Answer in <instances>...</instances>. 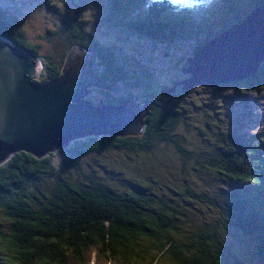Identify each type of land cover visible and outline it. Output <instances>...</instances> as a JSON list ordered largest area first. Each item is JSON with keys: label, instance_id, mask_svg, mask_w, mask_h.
I'll return each mask as SVG.
<instances>
[{"label": "trees", "instance_id": "trees-1", "mask_svg": "<svg viewBox=\"0 0 264 264\" xmlns=\"http://www.w3.org/2000/svg\"><path fill=\"white\" fill-rule=\"evenodd\" d=\"M46 3L54 25L32 36L22 18L29 3L0 0V36L43 62L34 82L60 77L63 62L80 46L98 54V77L127 86V95L112 101L139 98L151 104L141 133L84 136L41 157L21 150L0 164V264H252L256 257L264 264V133L241 131L239 136L213 129L208 136L201 128L186 129L180 119L187 107L178 98L195 88L183 86L175 97L163 92L150 60L141 56L129 61L121 54L127 46L114 42L122 26L127 33L134 29V45L140 41L175 54L195 33L194 50L240 23L264 0H214L207 17L215 14V19L208 31L201 26L207 17L201 23L195 20L203 18L193 13L196 1L191 6L172 0ZM217 12L225 13L221 25ZM58 39L60 44L53 46ZM227 84L231 86L222 88L237 89V96L264 92V60L247 78ZM216 139L219 143L206 153L190 148L198 140L209 145ZM112 151L129 154L126 159L133 162H98L85 174L83 160ZM162 153L170 154L168 160ZM188 163L208 189L201 188L204 183H191L195 180ZM146 164H154L159 177L144 170ZM177 197L210 212L214 221L191 228ZM233 232L237 238L231 244ZM240 252L249 260L239 257Z\"/></svg>", "mask_w": 264, "mask_h": 264}, {"label": "water", "instance_id": "water-1", "mask_svg": "<svg viewBox=\"0 0 264 264\" xmlns=\"http://www.w3.org/2000/svg\"><path fill=\"white\" fill-rule=\"evenodd\" d=\"M261 17L264 18V5L254 9L232 27L245 25V31L248 28L253 29L256 27V20ZM232 27L195 48L183 69V72H189L191 77L176 85L182 83L186 90H192L199 84L240 81L259 68L264 56H257L256 67V63L248 60L249 64L254 65L245 70L217 73L215 67L213 71L212 63L205 64V70L209 74H205L206 71L202 69L196 71L200 61L193 64V60H196L197 55L207 62L215 57L221 59L223 56L232 55L246 58L244 51L239 47L217 40L220 35L233 29ZM230 46H235L240 51L235 52V49H232L230 54L224 55ZM71 58L79 60L78 63L68 66L74 62L69 63ZM91 60L93 63L96 55L88 56L82 47L77 46L64 66L71 67L70 72L66 74L67 71L63 70L57 79L39 84L34 82L43 67L38 56L16 47L11 41L0 36V164L21 150L37 157L44 156L57 147L63 148L70 140L89 133L125 136L143 131L146 113L138 114L134 103L126 107H103L107 105L102 102L100 106H96L85 98L92 86L111 91L113 89L106 79L95 75L94 71L101 69V65L92 69L91 65H88ZM247 70L249 71L244 73ZM173 90L175 87L167 91L164 88L163 92L170 93ZM62 144L65 145L60 146Z\"/></svg>", "mask_w": 264, "mask_h": 264}, {"label": "rangeland", "instance_id": "rangeland-1", "mask_svg": "<svg viewBox=\"0 0 264 264\" xmlns=\"http://www.w3.org/2000/svg\"><path fill=\"white\" fill-rule=\"evenodd\" d=\"M18 1L29 3V5H27L25 10H23L22 18L24 19V21H26L25 22L27 24L26 29L30 35L34 36L35 34L45 32L46 30L51 29L53 27L55 18L54 16L51 15L50 9L46 8L47 0H18ZM87 1L89 2L90 0ZM172 1L177 2L179 4H183L185 6H191L195 1L197 2L198 0H172ZM215 3L214 1H209L208 3L202 4L201 6L198 7L195 6L196 11H193V13L195 15H197L199 12L203 14L202 15L203 18L201 17L199 18L196 16L195 20H197L198 23H201V21L204 20L205 17H207L208 10H210L211 7H213V4ZM220 4L221 3H219L218 5ZM224 14H225L224 12H217V15L219 16L218 18H220V20H218L219 25H221L223 23V20L225 19V16L224 18H222L220 17V15H224ZM214 17L215 14L212 15V17L210 18L207 17L208 19H205L206 21L208 20L206 23L205 22L201 23L202 24L201 26L204 27V31H208V29L212 28V26L210 27V25L213 24V21L215 19ZM118 30L120 31V33L116 34L117 37L114 42L118 43L119 45L127 46V49L125 50L126 52L124 53L121 52L122 56L128 59L129 61L137 60L141 56L144 57L145 60H147L152 56L150 59L151 70L154 71L156 75L155 76L156 81L160 82L161 87L163 85L164 88H166L165 87L166 85H170L171 84L170 82L175 80V79H170L173 76H176L177 79L181 77L182 78L187 77V74H189V72L188 73L183 72V69L186 67L185 64H187V59L193 55V51L195 50V49L193 50V48L197 44L195 43L197 34L192 33V35L189 36L190 39L186 41V43L181 44L182 48L178 50L179 53L172 54L171 52H169L167 54L166 51L163 52L159 48L151 49V46L147 43L141 44L140 41H135V44L142 46L141 49H139L140 47L138 45H134L133 43V40H135V36H136L133 33L134 29H131L132 31L130 30L131 32L127 33L124 31V28L120 26L118 27ZM111 38L114 39L115 36L112 35ZM60 39L53 40L52 42L53 46L54 44L57 43L60 44L59 41ZM53 46L50 43V47L53 48ZM165 48H168L167 45L165 46ZM85 52L88 54V56L89 55L91 56L93 54L96 55V60L93 63L92 60L90 61V65L92 67L94 66L96 67V65L98 66L100 64L98 54L94 50L89 49V51L85 50ZM67 62L68 61L66 60L63 62V67ZM39 64H41V62ZM249 70L245 71L244 73L248 72ZM40 74L41 73H39L38 77L36 78H39ZM98 79L104 81V79L102 78H98ZM108 82L110 83V85H112L113 88V89L111 88L112 92L115 89L118 90L120 89L119 86L112 84L110 81ZM222 84L228 85L229 87L231 86V84H227V83L206 84V85L199 84L197 85L194 91L187 93L188 96L186 95V97H181V98L177 97L179 99L178 102L181 101V104L183 103V105L187 107V110H184V118L181 117L180 119L181 124H182V120L186 124L187 122H189V125L186 124L184 125L186 129H189V127H191L194 131L201 128L207 133L208 136H210L209 133H213V129H216L217 130L216 132H220L222 130H226V132L227 130L235 133L239 132L238 133L239 136L241 135V131L248 132L249 136H254L258 133H264V92L261 93H253L251 91L245 93L241 92V95L237 96V89H233V87L228 89L225 88L223 89L221 86ZM94 87L99 88L101 91L102 90L111 91L110 89H104V88L92 86L90 87V91L87 93V96L89 95L92 96L94 92H92L91 88ZM168 89L169 88H166V91ZM175 90L167 94L169 95L173 94L175 97L174 93H177ZM100 95L101 94H99V97ZM195 122L198 123L200 127ZM216 132H214L215 133L214 137L218 139L219 134L217 135ZM214 137L213 138L210 137L212 139V142L214 141ZM217 139L215 140L214 143L209 145L205 144L206 141H204L203 143L200 142V140H198L200 144L197 141L195 142L196 146H190V148L194 152H199L200 150H202L204 153H206L207 151H210L219 143ZM162 144L163 142L159 143L157 145L158 146L157 149H162L163 148L161 147ZM156 155L158 156L157 151H156ZM159 155L164 160H168V158L170 157L169 153H162ZM128 156L129 154L127 153H123L122 155H120L114 151L104 154L103 157L101 155H96L92 159H88L87 161L83 160V164L86 165V168H84L83 170H85L86 172L85 174H87L88 171L91 170L92 168L91 165L103 161H106L107 163H112V162L122 163L125 161L133 162V160L131 161L129 159H126ZM144 157H146V160L150 159L149 156H144ZM87 165L90 167L88 168ZM100 166L101 165H99V167ZM144 166H145V168L143 167L144 170H147L148 173H153L152 175L159 177L158 176L159 174H156V172H154L156 170L154 168V164H146ZM187 167L189 169V173L192 174V176L194 177L193 179L195 180V181H191V183L198 185L204 183L201 186V188L208 189V187L206 186V180L204 179L205 182L201 180L202 176L196 174L197 171L192 166V164L188 163ZM119 168L128 173H132L134 171L132 166L119 165ZM176 168L178 169L177 166ZM85 174L81 175V177L84 178ZM211 175L214 176L213 173H211ZM175 199H176L175 203L178 205V207L184 212V214L189 219H191L190 221V223L192 224L191 228L196 227L199 224H204L207 222L214 221V216H212L210 212H205L203 209H199L198 207H196L195 203H191L190 201H185V200L182 202V199L179 197ZM231 238L232 239L237 238L236 232L230 234V239ZM230 239L229 242H231V244H234L232 243V239L231 240ZM244 256H246V253L244 252L239 253V257H244ZM235 257L237 256L235 255ZM244 258L249 260L248 255ZM251 263L262 264L258 257H256V259L251 261ZM161 264H166V263L164 262Z\"/></svg>", "mask_w": 264, "mask_h": 264}, {"label": "bare ground", "instance_id": "bare-ground-1", "mask_svg": "<svg viewBox=\"0 0 264 264\" xmlns=\"http://www.w3.org/2000/svg\"><path fill=\"white\" fill-rule=\"evenodd\" d=\"M255 25H256V27L254 26L255 28L253 27H252L253 29L248 28L247 31H245L246 29L245 25L236 26L230 31L220 35L217 39L221 43H228V44H232V45L239 47L240 49H242V51H244L246 58L242 56L232 55V56H223L221 59H218V57H215L213 60L207 62L204 58L197 55L196 60L195 59L193 60V64H198L197 61L198 60L200 61V64L198 65V67L195 68L196 71L199 69H202L206 71L205 74H209V72L205 70L206 68L205 64H212V63L214 64L213 71L215 67V69L217 70V73L229 72L231 70H235V71H239L241 69L245 70V68H248L249 66L252 67L255 63L256 64L254 67H256L258 65L257 56H259L260 58L264 56V18L261 17L260 19H257ZM235 46H230L228 49H226L225 51L227 52H225L224 55H227L226 53L230 54V51H232V49H235V52L236 50L240 51ZM248 60L254 64H249ZM71 61L72 62L74 61L73 64H68V66L78 63L79 60H73V58H71L69 63ZM88 65L90 66V64ZM68 66L63 69L67 71L66 74H68L70 72L69 70H71V67H68ZM238 67L239 69H235ZM91 68L94 69L95 66L94 67L91 66ZM126 106H129V105L128 104L121 105V106H108L107 105L103 107H126ZM87 135L92 136V135H97V133H89ZM65 144H62L60 146H64ZM239 264H244V263H239Z\"/></svg>", "mask_w": 264, "mask_h": 264}, {"label": "flooded vegetation", "instance_id": "flooded-vegetation-1", "mask_svg": "<svg viewBox=\"0 0 264 264\" xmlns=\"http://www.w3.org/2000/svg\"><path fill=\"white\" fill-rule=\"evenodd\" d=\"M147 57H150V56H147ZM151 57L149 58V60L151 59ZM185 65H187V64H185ZM99 70L100 69H98V71ZM190 77H191L190 74H187V77H184V78H182V77L181 78H177V79H176V77L175 78H172V79H175V80L172 81V82H170L171 84L170 85H166L165 87H169V86H170V88H172V87L174 88L175 87V89H176L175 91L176 92H179V91H181L180 89L183 87V85H182V83L179 84V85H176V83L182 82V80H185V79L190 78ZM121 80H123V79L121 78L120 81ZM112 83H114L115 85L119 86L120 89L119 90L118 89H115L114 92L109 91L110 94L109 95H106V94H103L102 91H100L98 88H93L92 89V92H94V93L92 94V96L89 95L90 97L87 96L88 99H90L91 101H96L94 103L95 104L97 103V105H99L100 104V101H101V102H104L105 105H108V106H120L119 104L126 105V104H130V103H134L135 109L137 110L138 114L142 113L144 115L146 113L145 116H147L149 114V109H150L151 102H143V103H140L141 102L140 101L141 99H139V98L131 99L132 101L129 100L130 102L125 101V102H121V103H117L116 101H112V99L114 97L127 95L126 94L127 86L123 85L119 81L117 83L116 82H112ZM99 94H101L100 97H99Z\"/></svg>", "mask_w": 264, "mask_h": 264}, {"label": "clouds", "instance_id": "clouds-1", "mask_svg": "<svg viewBox=\"0 0 264 264\" xmlns=\"http://www.w3.org/2000/svg\"><path fill=\"white\" fill-rule=\"evenodd\" d=\"M211 1H214V0H211ZM206 3H208V1H205V0H198V1L196 2V5L193 6V9H195V10H193V11H196L195 6L198 7V6H201L202 4H206ZM199 13H200V12H199ZM233 26H234V25H233ZM232 28H233V27H232ZM228 29H230V28H228ZM228 29H225V30L221 31V33L224 32V31H227ZM221 33H219V34H221ZM219 34H218V35H219ZM218 35H215V36L217 37ZM214 38H215V37H214ZM212 39H213V38H212ZM210 40H211V39H210ZM200 45H203V43H201ZM198 46H199V45H197V47H198ZM193 52H194V51H193ZM38 58H39V57H38ZM39 59H40V58H39ZM40 60H41V59H40ZM41 62H42V61H41ZM42 63H43V62H42ZM40 67H41V64H40ZM63 68H64V67H63ZM42 70H43V67L41 68V71H42ZM41 71H40V73H41ZM97 71H98V70H97ZM96 74H97V73H96V70H95V75H96ZM190 76H191V75H190ZM99 77H100V76H99ZM35 79H36V78H35ZM187 79H188V78H187ZM185 80H186V79H185ZM36 83H37V82H36ZM111 83H112V82H111ZM39 84H40V83H39ZM112 84H114V83H112ZM166 88H170V87H166ZM89 90H90V89H89ZM113 92H114V91H113ZM85 98L88 99L87 96H86ZM88 100H90V99H88ZM90 101H91V100H90ZM91 102H93V101H91ZM93 103H94V102H93ZM101 103H102V102H100L99 105H97V104L94 103V105H96V106H100ZM103 103H104V102H103ZM104 104H105V103H104ZM97 135H101V134H97ZM102 135H108V134H103V133H102ZM85 136H90V135H85ZM81 137H84V136H81ZM81 137H77V138H81ZM77 138H74V139L70 140V141L68 142V144H69L71 141H74V140L77 139ZM68 144H67V145H68ZM67 145H66V146H67ZM66 146H65V147H66ZM57 148H59V147H57ZM57 148H56V149H57ZM63 148H64V147H63Z\"/></svg>", "mask_w": 264, "mask_h": 264}]
</instances>
